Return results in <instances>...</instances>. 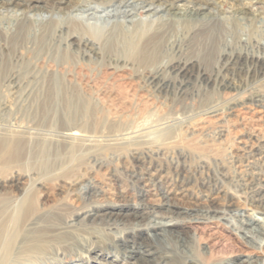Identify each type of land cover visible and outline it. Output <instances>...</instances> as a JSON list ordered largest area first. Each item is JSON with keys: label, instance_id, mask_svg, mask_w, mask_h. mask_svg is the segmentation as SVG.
Instances as JSON below:
<instances>
[{"label": "bare ground", "instance_id": "6f19581e", "mask_svg": "<svg viewBox=\"0 0 264 264\" xmlns=\"http://www.w3.org/2000/svg\"><path fill=\"white\" fill-rule=\"evenodd\" d=\"M215 1L223 0H0V89L8 91L9 100L12 98L2 104L1 111L16 120L17 111L25 102L21 100L29 97L31 91L32 103L49 97L63 105L64 114L84 115L87 104L74 93L76 89L109 88L121 92L135 86L148 96L153 95L151 91L173 93L177 101L186 99L188 92L193 97L200 87L219 92L234 90L226 74L248 66L261 71L264 43H255L258 53L232 54L228 20L249 22L255 16L253 7L264 3L248 0L239 8L230 9L226 17L216 8ZM115 5L118 7L106 12ZM97 9L106 12L107 21L102 26L90 23L88 17L74 15ZM137 11L147 13L144 22L135 19ZM215 46L220 52H215L219 64L214 73L197 69L191 58H185ZM260 74L264 76V72ZM37 92L42 95L39 97ZM263 96L258 92L252 100L261 104ZM205 112L210 118L222 116L217 106ZM252 137L258 142V135ZM62 138L69 161L66 166L60 153L52 154L50 162L47 152L44 159L35 162L37 178L17 173L15 176H21L8 180L0 172V264H175L170 251L175 239L182 244L184 264H203L185 252L188 242L175 227L184 222L226 221V212L235 213L240 222L237 229L233 228L239 239L261 254L252 260L254 254L248 253L237 264H264L263 143L257 147L253 141L249 143L252 161L246 163L250 186L247 196L232 194L217 207L194 211L180 207L174 201L176 197L167 192L150 205L146 190L139 194L138 203L96 208L99 205L93 201L98 193L76 175L72 163L79 149L76 143L87 138L74 129L67 130ZM33 154L37 153L28 151L31 156L27 160H35ZM7 158H21L18 141L0 140V164L7 163ZM25 163L30 170L35 168L33 162ZM62 169L66 173L62 182L81 187V197L88 202L75 216L52 214L34 195L37 186L45 187L42 177ZM146 171L147 178L135 177V183H162L161 172ZM93 227L110 235V239L101 238L105 242L96 248L88 235Z\"/></svg>", "mask_w": 264, "mask_h": 264}, {"label": "rangeland", "instance_id": "374dc122", "mask_svg": "<svg viewBox=\"0 0 264 264\" xmlns=\"http://www.w3.org/2000/svg\"><path fill=\"white\" fill-rule=\"evenodd\" d=\"M247 2L215 1L216 8L226 17H229L227 12L230 9H237ZM117 7L115 5L106 12ZM253 8L255 16L249 22L228 20V32L232 33L230 48L234 55L258 53L260 50L254 48L255 43H264V4ZM106 12L97 9L74 15L88 17L90 23L102 26L107 21L104 19ZM136 14L135 19L144 22L147 13L137 11ZM216 51L220 52L218 47H209L205 52L187 54L185 58H191L197 69L214 73L219 64ZM259 70L250 66L242 71L234 69L226 74V79L234 84V90L219 92L200 87L193 92V97L188 92L182 101L174 99L173 93L151 91L153 95L148 96L135 86L121 92L107 90L109 88L76 89L74 93L87 104L84 105L87 109L84 115L64 114L63 105L49 97L32 103L34 91L29 90L30 96L21 100L25 102L17 111L16 120L1 111L2 104L12 98L9 100L8 91L0 89V140L18 141L21 150L20 159L7 158V163L0 164L1 177L11 180L21 176H15L19 173L37 178L35 162L46 157L47 152L51 156L48 158L50 162L52 154L60 153L66 166L69 161L63 151L62 134L74 129L87 139L76 143L79 149L75 151L72 163L76 166V175L98 193L99 198L93 201L94 205H99L96 208L138 203L139 194L145 190L150 205L160 200L161 193L167 192L176 197L174 201H178L180 207L194 211L217 207L232 194L247 196L250 186L245 170L246 163L252 161L248 153L249 143L253 141L254 147L264 144V96L261 104L252 100L258 92L264 94V76L260 74L264 68ZM37 94L40 97L42 92ZM214 106L221 110L222 116L210 118L204 115ZM254 135H258V142L254 141ZM31 149L37 154H33L35 160L32 157L33 160L29 161L27 157L31 155L28 156L27 152ZM141 151H144L143 155H140ZM25 162H33L35 168L30 170ZM147 169L150 173L161 172L162 183L136 184L135 177L147 178ZM64 177L63 169L42 177L45 187L39 189L37 186L34 195L52 214L75 216L77 211L86 208L88 202L81 197L84 190L78 185H65L62 182ZM9 190L15 191L13 188ZM224 217L226 221H187L175 227V231L188 242L185 252L195 262L237 264L245 260L248 253L254 254L252 260L261 255L247 247L233 231L240 226L235 213L226 212ZM103 233L108 232L94 227L88 230L93 247H100L105 242L101 238L110 239V235ZM173 243L170 251L174 263L184 264L186 257L181 251V242L175 239Z\"/></svg>", "mask_w": 264, "mask_h": 264}]
</instances>
